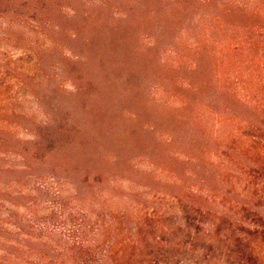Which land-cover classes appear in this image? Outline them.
Masks as SVG:
<instances>
[{
	"label": "rangeland",
	"instance_id": "obj_1",
	"mask_svg": "<svg viewBox=\"0 0 264 264\" xmlns=\"http://www.w3.org/2000/svg\"><path fill=\"white\" fill-rule=\"evenodd\" d=\"M263 118L264 0H0V264L18 226L38 264L112 216L129 264L264 259L232 228L264 217Z\"/></svg>",
	"mask_w": 264,
	"mask_h": 264
},
{
	"label": "trees",
	"instance_id": "obj_2",
	"mask_svg": "<svg viewBox=\"0 0 264 264\" xmlns=\"http://www.w3.org/2000/svg\"><path fill=\"white\" fill-rule=\"evenodd\" d=\"M76 86V91L79 89L78 85ZM87 106V105H86ZM100 115H103L101 113L96 114V117H101ZM105 115V114H104ZM133 115V114H132ZM92 119V114L90 113V116H88V119L85 118L86 121H88V123H90V120ZM102 120H104V116H102ZM93 122L95 121L94 119L92 120ZM91 121V122H92ZM50 122V123H49ZM48 124H51V122H53V119L50 118ZM254 130H253V134H249V138H250V145H249V150L251 151H257L258 154L260 155L262 150L260 149L262 146V144L264 143V118L262 123H260L258 126H253ZM253 163V167H251L252 170V174L255 175L254 172H256V174H262L264 173V165H260V167L258 169H255L258 167V163H255V160L252 161ZM255 167V168H254ZM253 168V169H252ZM207 213V211H206ZM221 215L223 216L224 219L228 218L229 216L227 215V213L222 212ZM112 216V215H111ZM145 217H148V214L145 215ZM144 217V218H145ZM122 217H118V216H112L110 218H107L103 224V226H97V229L95 230L96 232H101L103 231L105 237L103 239H94V240H90V241H81V242H77L75 240L73 241H68L72 243V247H73V253L71 255V257L68 260H64L61 256L62 254L56 253L55 251H52V249L49 246H46L43 243H34V246L30 247V250L27 248V252L29 253H37L38 255H40V257L37 259V263L38 264H129L124 262L123 259L127 258L125 257V255L127 256L126 252L128 250L129 247H134L137 241H132L134 242L132 244H129L127 242H124L123 240L119 241V240H115L113 238V235L111 232L114 231V229H119L120 227V223L122 224ZM245 220L243 218L240 219V221H236L233 220V227L234 228V232L236 233L237 231L239 232V234L243 235V236H247V237H253V238H257L259 236L264 238V217L261 216L258 213L254 214L253 217V222H244ZM4 224L1 225L0 224V230H2L4 228ZM94 228V227H93ZM121 228V227H120ZM80 230L83 234L86 233V229L83 230V226H81ZM211 230V229H210ZM130 232L134 233V235L136 236L137 234H139V232H136V227L135 228H131V230H129ZM15 233H13V235H15L16 237H12L10 236L9 238H7L8 240V244H13L16 243L18 245L17 249L14 250L12 248H15L14 246H8L5 249V254L3 253V262L6 264H12L15 261L13 260L14 257H16V251L19 250V247L21 245V241L20 238H22V230L21 228L18 226V230L14 231ZM108 232V234H107ZM100 234V233H99ZM5 235L0 234V240L4 237ZM19 238V239H17ZM238 238V237H237ZM237 240L239 241H244L241 238H238ZM30 241V240H29ZM159 244H161L162 242H157ZM123 245L121 248H119V246ZM248 246L246 247H250V243L247 244ZM27 246V245H26ZM128 247V248H127ZM102 250L101 252H99V250ZM251 251V252H250ZM245 251L244 256H243V260L241 261V263L243 264H264V259L259 255V253L257 252V250H255V248H252L251 250ZM120 252L123 256H120ZM53 253V255L51 254ZM52 256V257H50ZM124 257V258H123ZM149 264H159L158 262H156V260H148L147 261ZM29 263H33L29 261Z\"/></svg>",
	"mask_w": 264,
	"mask_h": 264
}]
</instances>
